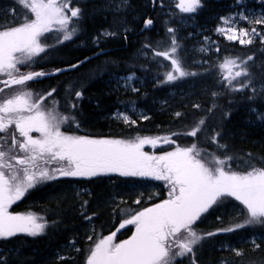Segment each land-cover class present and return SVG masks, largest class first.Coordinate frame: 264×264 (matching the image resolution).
Wrapping results in <instances>:
<instances>
[{
	"label": "snow or ice",
	"instance_id": "1",
	"mask_svg": "<svg viewBox=\"0 0 264 264\" xmlns=\"http://www.w3.org/2000/svg\"><path fill=\"white\" fill-rule=\"evenodd\" d=\"M23 10L20 23L0 21V242H7L19 235L36 238L46 235L49 227H57L58 222H49L46 218L35 213H12L9 208L16 201L21 200L30 190L43 186L60 178H84L118 174L121 177L151 178L166 182L169 191L168 198L146 207L141 211L131 213V209L121 208L120 213H131L129 218L120 223L119 228L134 225L135 231L130 238L115 242L116 232L99 239L89 249L86 264H176L177 260L190 258L191 264H197L196 250L210 237L221 233H231L246 227L264 228V168L251 163V153L247 159L226 154L227 145L221 144L219 138L222 133L213 131L207 135L205 127L208 117L198 120L193 128L184 133L172 135H187L197 137L200 133L202 142L211 143L217 152H224L221 157L216 152H208L198 148L197 143L188 147L177 146L174 151L162 155L149 154L144 151L145 145L156 146L159 142L174 144L170 137H136L122 138H92L66 134L61 130L63 124L79 122L73 115H63L58 112L59 101L53 99L52 107L45 110L43 101L57 91L52 88L45 95L34 98L32 91L27 89L28 82L49 76L58 75L64 71L78 68L91 57L78 61L65 68L52 71L22 72L21 67H34L41 58V54L54 50L65 42L72 41L83 31V10L72 7V0H15ZM155 5L156 0H152ZM238 6H244L243 0H237ZM163 0H161V6ZM129 0H106L104 9L114 13L126 12ZM176 7L182 13H196L203 7L202 0H177ZM15 16V10H10ZM31 17V18H30ZM222 26L216 31L229 41L238 40L241 45H251L255 37L262 35L255 26L249 29L225 27L239 19L250 25H264V14L250 19L244 13H237L233 17H221ZM153 24L152 19H146L144 28ZM127 40V28L123 29ZM169 46L165 50H157L150 44L143 49L152 51V58H163L168 61L169 70L162 73L163 79L157 80L158 85L175 84L177 81L200 75L196 71L188 70L185 60L180 53L183 46L177 41L176 29H167ZM230 33V34H229ZM51 35L53 43H42V38ZM117 33L102 30L93 37V44L97 47L102 39L116 36ZM208 40V37H205ZM200 51H205L201 48ZM219 51V49H217ZM101 53H96L100 55ZM139 55L147 58V52L141 50ZM163 61L157 60L158 64ZM253 56L241 59L239 57H225L219 64L221 72L220 83L229 93H249L250 102L264 100V72L261 77L251 71L256 67ZM134 67V66H133ZM140 67H144L141 65ZM134 81H138L135 71L124 76H117L119 87L132 92H139ZM13 86H16L15 88ZM82 87V86H81ZM5 88L12 89L10 94H4ZM66 107L69 111L77 110L82 100L83 91H72V85L65 88ZM215 99L221 95L212 92ZM199 109L200 105H194ZM218 105L213 103L206 111L211 114ZM132 111H135L133 105ZM256 120L264 122V112L256 107L250 108ZM230 112L223 113L224 117ZM180 117L181 113H175ZM113 119H120L125 124L135 125L126 113L117 110L112 114ZM143 120L149 119L141 115ZM220 127V124H216ZM38 133L33 136L32 133ZM203 154V155H202ZM264 163V158H259ZM237 167L245 166L247 170L237 171ZM91 195L86 189L76 191V196ZM143 194H141L142 196ZM152 197L150 196L149 199ZM230 198H234L242 206L244 218L241 222L214 231L202 232L195 225L210 210L222 207ZM119 206L127 203L123 199L113 197ZM140 203V199L134 201ZM88 204L84 200L81 205V215L91 221L92 216L85 215L84 209ZM114 213L116 209L113 210ZM239 215V213H238ZM220 220V217H217ZM92 239L91 236L88 237ZM253 250L259 249L256 238L250 241ZM75 245V240L70 241ZM242 256L241 250L231 249ZM79 251V249H75ZM19 248L4 249L0 247V264H11V260L18 259ZM56 259H67L57 254ZM221 264H229L222 260Z\"/></svg>",
	"mask_w": 264,
	"mask_h": 264
},
{
	"label": "trees",
	"instance_id": "2",
	"mask_svg": "<svg viewBox=\"0 0 264 264\" xmlns=\"http://www.w3.org/2000/svg\"><path fill=\"white\" fill-rule=\"evenodd\" d=\"M132 1L131 7L133 8L137 3H135V0ZM0 2L16 3L15 0H0ZM139 2H141V0H139ZM209 2L214 3V5H212L211 8L208 6L200 11L201 14H199V17L201 19L199 18L197 20L199 23L203 21V18L206 17L211 10L215 9L213 6L220 4V2L218 3L214 0H210ZM17 9L20 12L19 17H22L24 15L23 10L19 6H17ZM152 13V9H150L147 18L153 19L154 16ZM10 17L12 18L11 15ZM122 18L123 13H107L99 17H89L85 15L81 36L91 34L99 29L108 28L112 26L113 21ZM145 20L133 22L134 26L131 23L133 30L126 33L127 40L124 38L125 33H122L120 37H109L104 39L100 47L91 46L92 48L90 49L77 48L60 50L55 48L54 50H49L45 54H41V58L35 63L34 67H21V71L39 69L51 70L62 65L76 63L82 58L94 54L98 50L105 49L104 53L88 59L74 70L31 81L30 83L33 87L43 91L50 90L58 84L60 87L59 93H65V88L68 84L72 85L73 92L82 90L84 98L81 102L83 104H81L77 110H74L73 113L79 117L78 122L81 125V129L84 130L89 137L130 139L136 132L138 133L147 129L150 133H155L160 137H170L175 141L174 144H165L166 146L163 148L157 147L155 152L157 155H162L163 151H174L177 144L182 146V144L185 143H202L200 133H198L195 138L187 135L172 134L189 131L195 126L198 120L204 117L201 115L207 112L206 110L210 105L215 103L218 107L213 110L214 114L206 120L205 127L208 130L219 129V132L222 133L219 142L227 145V155L247 159L246 154L251 153L252 157H254L251 163L257 167L264 168V163H261L259 159L264 158V122L252 119L254 116L250 113L251 107H256L261 112H264V100H257L253 103L247 99L249 95L247 91L244 93H229L221 83L216 85L214 83L216 79H221L222 77H219L220 69H217L218 76L217 78L215 77L217 68L215 66L205 68V73L201 75V78L197 79L198 81L203 80L209 82L205 83L206 88L203 89L204 92H200L201 90L198 89V92L196 91L193 94V99L197 98L199 95H206V99L204 98V102L202 101L203 104H200L199 109L194 107V102L191 103L190 99L181 100L179 102L180 111L182 113L180 117L174 118V114L170 113V115H168L167 111L162 113L154 112L152 114L153 116L147 120L142 121L138 118L139 126L133 127L130 130L111 117L113 105L111 106L110 102H113L115 98L123 99V97L117 94L108 95L106 92H103L101 89L103 84L101 85V83L104 81V78L112 70H116L117 73L126 72L132 69L133 65H139L140 63L127 65L131 63V61L126 60V54L147 50L143 49L145 44H150L154 49L160 51L165 50L169 46L167 37L162 39L156 38L160 35L165 36L164 28L160 25L158 26L159 23L156 17L153 19L156 20V25L150 26L148 29H144ZM0 21L6 20L2 19ZM20 22L21 20L19 19V23ZM203 23L206 22L203 21ZM9 25L11 26L12 24ZM262 28H264V25ZM53 42L51 35H48L47 39L42 38V43L51 44ZM220 48L223 59L225 57H239L244 59L252 55L253 52H257L260 60L255 63L256 67L251 68V71L254 72L258 78L261 77V73L264 72V43L255 42L248 46H240L236 42L221 41ZM150 62L151 61L147 59L142 63L150 64ZM212 63L214 64V61H212ZM88 72H91L98 81H86L85 77ZM211 89H217L221 92V95L214 99L209 91ZM87 101L90 102L87 103ZM210 101L212 104L209 105ZM202 106H204V112L200 111L202 110ZM225 112H230L231 115L224 117L223 113ZM247 117H251V119L248 120L246 119ZM241 119H243V121L239 123ZM244 119L250 122H246ZM217 123L220 124V127L216 126ZM150 146L151 145H145L144 151L153 154ZM204 149L208 152H216V155L221 157L225 154L224 152H217L215 146L211 143H205ZM232 167H236L240 169V171L247 170L245 166L241 165L237 167L235 163H233ZM146 179H148L149 182L147 183H149V185L147 188L143 187V192L147 196L152 197L153 190L149 188V186H152V189L158 191V194L157 196L154 195L148 204L144 205L145 203L143 202L138 204L140 206L144 205L140 208V211L146 206L151 207L168 198L169 188L166 182L151 178ZM112 180L113 183L103 177L90 179L86 184L92 188L90 191L91 195L85 193L80 197H77L75 194L74 185L77 180L74 178H60L42 187L30 190L14 205V209L22 210L25 208H33L38 212H43V214L48 217L49 222L53 220L57 221L58 226L55 228L52 227L48 231V234L42 238H36L35 240L23 239L20 241L11 240L5 248H19L21 250L18 259L11 260V264H79L77 258L58 261L53 251L55 249H61L62 244L70 240H75L77 246L80 245V247H82L85 245V239L90 231L88 229V222L84 219V216L81 215V205L83 201H88L87 207L84 209V214L91 215L93 223H96L97 226L101 225L103 228L102 230L105 232L104 234H106L112 230L118 220V218L112 219L114 205L109 201V197L118 195L130 198L131 201L139 194H137V192H132L131 189L133 188H130L128 180L126 181L118 178H112ZM227 205L229 204L210 210V212L202 217L201 221H198L195 226L202 232L220 229V225L223 221L225 222L231 219V213ZM218 216L220 217L219 221L217 220ZM134 231V225H130L127 228L125 227L120 231L117 239L126 240L131 237ZM223 235L224 234H219L210 237L203 242L202 247L196 250L197 264H219V260L224 258L228 260L229 264H264L263 247L251 251L247 247V244L240 245L239 247L242 249L243 255L239 257L232 251L226 252L225 250H218L217 246L213 244V241L222 238ZM235 235L237 234H231L230 238L235 237ZM69 253L74 254L71 251ZM249 257L251 258L249 259Z\"/></svg>",
	"mask_w": 264,
	"mask_h": 264
},
{
	"label": "rangeland",
	"instance_id": "3",
	"mask_svg": "<svg viewBox=\"0 0 264 264\" xmlns=\"http://www.w3.org/2000/svg\"><path fill=\"white\" fill-rule=\"evenodd\" d=\"M210 0H202L203 7L198 9L196 13H182L180 12L179 8L176 7L177 0H163V5L161 6V0H156L155 5H153L151 0H135V3L139 4L138 8L137 6H134L133 8L127 9L126 12L123 13L122 19H117L116 21H113L112 26H109L108 28L100 29L99 31L93 33L92 35H78L74 37L72 41L65 42L64 44L57 47V49H90L91 46H96L93 44V37L99 35V33L102 30H108L116 32L117 35L114 37H120L122 33H124L123 29L127 28L128 31L132 30L131 23L133 21H143L147 19V15L152 9L153 19L156 17L157 22L159 23L161 27L164 28V34L165 37L168 39L169 43V36L167 33V29L169 27L176 29V38L177 41L183 46V51L180 53L181 57L185 60V67L188 70L196 71L200 73V75L195 77H189L181 81H177L175 84H167V85H158L157 80L163 79L162 73L169 70L168 61H163V58H152V51L147 49V58L144 56H141L136 54V59L134 62L140 63L139 65H133L132 69L126 71V72H119L115 74H109L104 78V85L102 86L103 92H106L108 95L110 94H117L118 96L123 97V99L115 98L113 102H110V105H113V110L111 113L116 112L119 110V112L126 113L128 116L131 117L132 120L136 121L135 125L125 124L122 120L116 119L117 122L121 123L123 126H126L129 130L133 127L139 126L138 118L142 121L141 115H147L149 118L153 116L152 114L154 112H164L167 111V114L170 115V113H173L175 116V113L180 111L179 102L181 100H191V103L194 102V105H200L201 102H204V98L206 99V95H199L197 98L193 99V94L199 89L200 92H204L203 89L205 87V83H209L208 81L205 82L203 80H197L198 78H201V75L205 73L204 69L208 68L210 66H215L216 68V75L218 76L219 64L224 60L223 56L221 55V48L220 44L221 41H228L231 43H238L240 46H248V45H241L238 40L236 41H229L226 39V37L216 31L217 27L222 26L221 17H233L237 13H244V15H248L250 19H254L256 17H259L260 15L264 14V0H243L244 6H238L237 0H214L215 2H223L222 5V12H217V14L210 17V14H207V18H210V22L207 24L204 23L203 25L198 24L196 21L200 18L199 14L200 11L204 8L208 7V3ZM106 0H72V7H80L83 10V15L85 18V15L89 17L94 16H102L107 13H114L111 11H107L104 9ZM132 2V0H129V5ZM16 3H6V2H0V20L4 19L9 24H12L13 21L15 23H19V11L17 9ZM129 8V7H128ZM10 10H15V17L12 15ZM137 10V12L135 11ZM12 16V18L10 17ZM19 17V18H18ZM201 19V18H200ZM156 20H154V25H156ZM114 26V27H113ZM225 27H236L237 30L239 29H249L251 30V27L255 26L257 30L264 35V28H262L263 25H250L247 21L236 19L233 21L232 24L224 25ZM187 30V31H186ZM127 31V32H128ZM230 34V33H229ZM205 37H208V40H205ZM104 39H102L103 41ZM255 42H261L260 37H255L253 39V43ZM101 43L98 47H100ZM169 45V44H168ZM203 48L205 51H200V49ZM219 49V51H217ZM254 57V61L251 63H257L260 60V57L258 56L257 52H253L252 55ZM149 57V58H148ZM247 58V57H246ZM149 59L151 62L150 64H144L143 61ZM157 60L163 61L162 64H158ZM214 61V64L212 63ZM143 65L144 67H140ZM74 70V69H73ZM132 71H135L136 76L138 77V81H134L135 87L139 88V92H132L131 90H125L122 87H119L116 79L117 76H124ZM221 77V72L220 76ZM2 78V77H0ZM221 79H216L214 82L216 85L220 84ZM14 88L16 86H13ZM54 88L57 89V91L53 94V97H49L43 101L42 107H44L45 110L52 107L51 101L53 99L59 101L58 106V112L63 115H73L76 117L77 121L79 120L78 116L73 113V111H69V109L66 107V101H65V93H59V84L54 86ZM189 88V89H186ZM27 89L32 91L34 98L39 95H45L48 91H43L41 89H37L33 87V85L28 82ZM12 89H5L4 94H10ZM210 94L212 92H218L217 89H211L209 90ZM198 92V91H197ZM84 97V94H83ZM118 99V100H116ZM83 100V99H82ZM80 100L79 101V107L81 104H83ZM143 100V101H141ZM90 101H87V103ZM211 104V103H210ZM133 105L135 106V111H132ZM98 106V105H96ZM211 106V105H210ZM202 112H204V106L201 107ZM98 109V108H97ZM100 110V109H99ZM215 110V109H214ZM261 112V111H260ZM182 114V113H181ZM214 112L209 114L208 112H205L203 115L204 117H210L213 115ZM200 116V118H201ZM254 117L252 119L256 120L255 114H253ZM241 117V116H239ZM174 118H177L176 116ZM246 119L250 120L251 117H247ZM245 120V119H244ZM248 120H245L246 122H250ZM243 119L239 121V123H242ZM231 127V126H230ZM153 129V128H152ZM207 129V128H206ZM61 130L65 132L66 134L70 135H79V136H88L84 132V130L81 129V125L79 124V127H76L74 124H63L61 126ZM156 130V129H155ZM213 131L219 132V129H207V135L211 136L213 134ZM85 133V134H84ZM151 134V135H150ZM33 136H38V133L33 132ZM137 135L141 137H160L159 135L155 133H150L145 129L144 131L136 132L134 135H132L131 138L136 137ZM96 138V137H94ZM101 138H108V137H101ZM207 142H202L198 145V148H204V144ZM166 143H163L162 141L159 142L156 146H150V149H152L153 154L157 155L156 149L157 147L163 148ZM186 144V145H185ZM177 146L179 147H188L191 146L193 143H185ZM148 147V146H147ZM167 151H163V154ZM203 155V154H202ZM219 156V155H218ZM233 169L240 171V169L233 167ZM103 178H107V180L111 183H113L112 178H118L121 180H128V183L130 185V188L132 192H137L138 195L135 196L133 200L130 201V198L113 195L109 197V201L114 205V209H116L114 213V209L112 210V219L118 218L115 225H118L123 222L124 219L129 218L131 213H135L140 211V208L144 205L148 204L151 200L149 199L150 196H147L143 192V187L147 188L149 183L148 179L146 178H137V177H121L118 174H110L108 176H101ZM77 180L75 182L74 188L75 192L79 189L86 188L89 192L91 191V186L87 185L86 183L89 181V179L84 178H74ZM53 182V181H51ZM79 182V183H78ZM50 183V182H48ZM47 183V184H48ZM46 185V184H45ZM44 186V185H43ZM42 187L38 186L37 188ZM114 187V186H113ZM150 190H153L152 195L157 196L158 191L155 189H152V186H149ZM141 194H143L141 196ZM152 196V197H153ZM113 197H116L118 200L123 199L127 203L120 204L117 206L115 202H113ZM136 199H140V203H145L144 205H138L135 204L134 201ZM17 202V201H16ZM15 202V203H16ZM14 203V204H15ZM139 203V204H140ZM12 204V205H14ZM226 204H229V212L231 213L230 218L226 220L225 222L221 223L220 228L229 227L235 223H239L243 220L244 214L241 211L242 206L239 204L238 201H235L234 198H230L223 206H226ZM11 205V206H12ZM148 207V206H146ZM145 207V208H146ZM131 209V213H125L124 215H121L120 209ZM233 211V212H232ZM28 211L27 213H29ZM26 213V212H25ZM31 213H34L31 211ZM239 213V215H238ZM36 214V213H35ZM38 216H42L46 218L48 221V217L44 216L43 214H37ZM91 216V215H90ZM88 229L90 231L89 235L85 239V245L80 247V245L77 246L76 242L75 245H70V241L67 243L62 244L61 249H55L53 251V254L57 256L63 255L67 257V259L77 258L79 264H86L87 256L90 254L89 249L94 246V243L97 242L99 239L106 237L107 235L104 234V230H102V226H97L96 223H93V220L88 221ZM130 226V225H128ZM127 226V227H128ZM126 227V228H127ZM197 228V226H195ZM52 227H49L46 232L48 234V231ZM198 229V228H197ZM114 230V229H113ZM112 230V231H113ZM199 230V229H198ZM112 231H109L112 232ZM108 233V234H109ZM46 234V235H47ZM224 234L222 238L214 240L213 244L217 246L218 250H225L226 252H229L231 250L225 249L224 246L228 245L231 249L241 250L239 247L240 245L247 244V247L251 250H253V244L250 243V241L253 239V237L256 238V243L260 244V247L264 248V228L257 227L255 229L246 227L243 229H239L237 231L231 232V233H221ZM231 234H237L235 237L230 238ZM106 235V236H105ZM45 236V235H43ZM91 236L92 239L89 240L88 237ZM29 239H33L30 237ZM11 240H18L20 239L18 237H15ZM117 242V241H116ZM7 242H0V247H4V245H7ZM9 249V248H7ZM75 249H79V251H75ZM73 252L74 254H70L69 252ZM233 252V251H232ZM225 260L228 261L226 258L219 260V264H221V261ZM176 264H191L190 258L185 257L183 260H177ZM254 264H262V263H254Z\"/></svg>",
	"mask_w": 264,
	"mask_h": 264
},
{
	"label": "bare ground",
	"instance_id": "4",
	"mask_svg": "<svg viewBox=\"0 0 264 264\" xmlns=\"http://www.w3.org/2000/svg\"><path fill=\"white\" fill-rule=\"evenodd\" d=\"M89 1V0H88ZM132 3H133V1L130 3V6H129V10H130V8H132L131 6H132ZM212 5H214V3H208V6L211 8L212 7ZM222 5H223V2H220V4H217L216 6H213V7H215V9L214 10H211V12L209 13L210 14V17H212L213 15H215V14H217V12H222V10H223V8H222ZM137 6V8H138V4L136 5ZM136 12H137V10H135ZM111 14V13H110ZM149 15V14H148ZM203 21L204 22H206V23H208V22H210V18H207V15H206V17H204L203 18ZM203 21H201L200 23L198 22V21H196L198 24H200V25H203L204 23H203ZM134 23L135 22H138V20L137 21H133ZM133 22H132V25H133ZM134 26V25H133ZM100 30V29H99ZM99 30H96L95 32H97V31H99ZM132 30H133V28H132ZM132 30H130V31H132ZM135 30V29H134ZM158 30H160V29H158ZM130 31H128V32H130ZM95 32H92L90 35H92L93 33H95ZM165 36L164 35H160V36H157L156 38L158 39H162V38H164ZM168 39V38H167ZM103 50H105V49H103ZM141 51V50H140ZM139 51V52H140ZM143 51H146V50H143ZM139 52H131V53H128V54H126L127 55V59L126 60H130L131 61V63H128L127 65H133V64H135L136 62H134V60L136 59V54H138ZM104 53V52H103ZM102 54V53H101ZM97 56V55H96ZM149 58V57H148ZM82 60H84V58H82L81 60H79V61H82ZM115 73H117V71L116 70H112L111 72H109V74L111 75V74H115ZM108 74V75H109ZM107 75V76H108ZM86 81L88 80V81H93V82H97L98 80L96 79V77L95 76H93V74L91 73V72H88V73H86ZM104 85V82H102L101 83V85ZM219 92V91H218ZM219 93H221V92H219ZM195 96V95H194ZM202 104H203V102H201ZM210 103L212 104V102L210 101L209 102V105H210ZM205 104V103H204ZM251 257H249V259H250Z\"/></svg>",
	"mask_w": 264,
	"mask_h": 264
},
{
	"label": "water",
	"instance_id": "5",
	"mask_svg": "<svg viewBox=\"0 0 264 264\" xmlns=\"http://www.w3.org/2000/svg\"><path fill=\"white\" fill-rule=\"evenodd\" d=\"M147 19H150V18H147ZM145 29V28H144ZM103 53V52H105V50H99V51H97V52H95L94 54H92V55H89V56H87V57H94V56H96V53ZM84 60H85V58H84ZM74 64H76V63H74ZM70 65H72V64H70ZM70 65H65V66H61V67H59V68H65V67H68V66H70ZM45 72H49V71H45ZM65 72V71H64Z\"/></svg>",
	"mask_w": 264,
	"mask_h": 264
},
{
	"label": "flooded vegetation",
	"instance_id": "6",
	"mask_svg": "<svg viewBox=\"0 0 264 264\" xmlns=\"http://www.w3.org/2000/svg\"><path fill=\"white\" fill-rule=\"evenodd\" d=\"M32 209H33V208H32ZM33 210H34V209H33ZM33 210H31V211H33ZM117 227H118V226H117ZM117 227L114 228L113 232L117 231V229L119 228V227H118V228H117ZM117 235H118V234H117ZM115 238H116V237H115Z\"/></svg>",
	"mask_w": 264,
	"mask_h": 264
}]
</instances>
